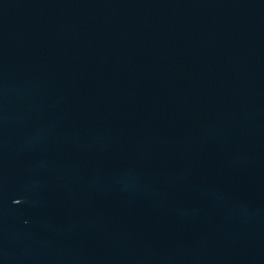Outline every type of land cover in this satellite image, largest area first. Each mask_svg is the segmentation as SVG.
Returning a JSON list of instances; mask_svg holds the SVG:
<instances>
[{
	"label": "water",
	"instance_id": "obj_1",
	"mask_svg": "<svg viewBox=\"0 0 264 264\" xmlns=\"http://www.w3.org/2000/svg\"><path fill=\"white\" fill-rule=\"evenodd\" d=\"M0 264H264V0H0Z\"/></svg>",
	"mask_w": 264,
	"mask_h": 264
}]
</instances>
